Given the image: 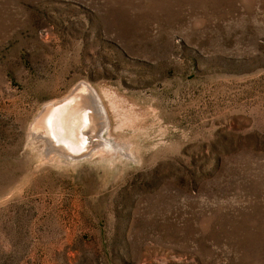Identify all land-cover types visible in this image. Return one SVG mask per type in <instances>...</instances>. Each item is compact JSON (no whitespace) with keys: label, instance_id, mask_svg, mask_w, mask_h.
<instances>
[{"label":"rangeland","instance_id":"obj_1","mask_svg":"<svg viewBox=\"0 0 264 264\" xmlns=\"http://www.w3.org/2000/svg\"><path fill=\"white\" fill-rule=\"evenodd\" d=\"M82 83L119 148L46 159ZM0 264H264V0H0Z\"/></svg>","mask_w":264,"mask_h":264},{"label":"bare ground","instance_id":"obj_2","mask_svg":"<svg viewBox=\"0 0 264 264\" xmlns=\"http://www.w3.org/2000/svg\"><path fill=\"white\" fill-rule=\"evenodd\" d=\"M89 87L90 85L85 83L74 86L62 98L46 103L35 115L32 121L34 123L31 124L28 132L34 141L43 146V157L46 159L61 163L76 162L84 157L91 155L93 157L96 153L105 156L107 152L119 148L115 144L119 140L112 138L113 141L110 142L103 139V127H108L107 125L110 124L108 110L106 111V107L101 105L97 92L95 93ZM113 100L109 104L115 108L116 103L114 105ZM88 131L91 133L89 134ZM99 145L104 146L100 149ZM132 151H125L123 154L131 157Z\"/></svg>","mask_w":264,"mask_h":264}]
</instances>
